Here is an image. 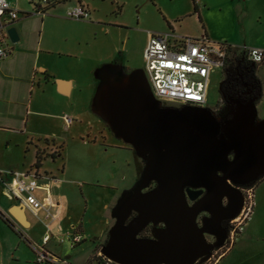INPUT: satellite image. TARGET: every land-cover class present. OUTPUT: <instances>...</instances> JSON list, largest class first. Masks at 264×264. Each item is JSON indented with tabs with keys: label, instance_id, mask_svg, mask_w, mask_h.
Returning <instances> with one entry per match:
<instances>
[{
	"label": "water",
	"instance_id": "95a60500",
	"mask_svg": "<svg viewBox=\"0 0 264 264\" xmlns=\"http://www.w3.org/2000/svg\"><path fill=\"white\" fill-rule=\"evenodd\" d=\"M6 33L18 40L14 27ZM95 76L92 110L144 162L111 209L100 252L118 264L204 263L224 243L222 222L241 208L239 187L264 176V117L257 119L255 99L236 100L220 119L208 107L162 106L141 68L122 73L103 65ZM11 213L28 225L21 206ZM147 226L149 236H140Z\"/></svg>",
	"mask_w": 264,
	"mask_h": 264
},
{
	"label": "rangeland",
	"instance_id": "374dc122",
	"mask_svg": "<svg viewBox=\"0 0 264 264\" xmlns=\"http://www.w3.org/2000/svg\"><path fill=\"white\" fill-rule=\"evenodd\" d=\"M90 1L91 8L97 10L95 16L102 18L104 26L108 28L105 36L102 35L92 41L90 46L92 53L106 56L112 50L114 43H120L125 65L129 70L127 73L136 68L144 69L145 50L150 33L173 30L175 34L185 36L198 32L199 22L194 16V3L199 6L204 3L208 7L203 16L210 30L209 36L213 39L211 41L226 42L235 46L244 44L251 46L257 42L264 48V0ZM9 2L12 6V2L17 3L16 0ZM28 2L29 0L26 2L18 0L20 5L23 3L28 5ZM257 74L263 86V95L256 105L257 117L263 118L264 70L259 67ZM223 76L220 68L211 73L207 90V107L211 110L221 102L218 87ZM86 93L74 96L76 104L72 108H68L65 98L49 93L37 94L36 101L55 116L45 122L34 115L31 116L30 122L31 128H35L36 131L52 130L57 135L58 148L51 147V150L53 149L54 153L60 151L59 157L52 159L51 150L46 152V146L42 145L38 146V153L40 157L46 153V157L42 160V168L53 172L61 179V183H58L53 191V194L56 192L59 204L53 212L60 216L61 224L65 227L72 223L80 224L82 241L71 248L68 241L59 243L61 236H56L49 241L47 248L56 254L66 256L72 263H80L86 253H92V257H95L106 239L109 227L113 224L111 209L120 194L134 185L137 177L135 161H140L132 147L116 138L107 123L92 110L89 95ZM216 113L218 114L219 110H216ZM63 114L74 118L71 126L67 127L58 117ZM12 137L15 143H8V139ZM28 147L26 150L21 136H9L7 132H0V167H28L34 160V148L31 145ZM25 172L26 175L32 174L29 170ZM51 177L48 173L36 174V184L48 182ZM15 178L12 171L8 174H0L1 190L5 196L0 193V209H2L0 213L12 225L18 226L17 221L8 211L6 197L13 201V205H22L26 220L32 223V227L29 228V224H21V226L24 229L29 228L25 231L26 234L35 243L41 244L44 227L35 224L39 221L37 218L40 208L29 198L28 189L13 187ZM28 184L36 186L33 183ZM254 186L255 184L253 188ZM39 194L46 198L44 191H39ZM1 214L0 223L3 231L5 230L0 234V258L3 257V264H38L35 253L26 239L10 226ZM58 222L60 223V220ZM104 229L106 231L102 236ZM240 235L233 246L237 245ZM230 249L219 258L217 254L221 250L216 254L213 251L214 258L207 264H218L227 254L226 262H228Z\"/></svg>",
	"mask_w": 264,
	"mask_h": 264
},
{
	"label": "crops",
	"instance_id": "0c3cea01",
	"mask_svg": "<svg viewBox=\"0 0 264 264\" xmlns=\"http://www.w3.org/2000/svg\"><path fill=\"white\" fill-rule=\"evenodd\" d=\"M16 1L17 3H13L11 0L19 12L18 17L10 19L3 16L0 20L4 26L3 43L9 50V54L0 60V132H7L9 136H21L24 145H26V150H28L29 145L33 146L34 160L25 168L0 167V174H7L11 171L22 173L29 170L32 171V174L20 181L33 184L37 183L34 177L36 174H50L52 177L48 182L36 184L38 187L33 188V194L41 202L51 200L54 203L53 209H56L59 204L56 192L53 194V191L57 188L58 183H61V179L53 172L42 168V160L46 157V153L43 154L38 167H35V161L37 154H39V145L46 146V152L50 151L51 147L55 149L57 146L56 148H58L57 135L52 130L40 132L30 126L31 116L36 115L45 121L55 114L46 111L44 109L46 107H42L36 101L35 96L39 93H49L62 97L65 98L68 108H72L76 104L74 103V96L84 95L87 92L92 107L99 83V79L95 76L96 69L103 65H112L118 70L121 69L122 73H127L129 70L126 68L120 43H114L112 50L106 56L92 53L90 47L92 41L102 35L105 36L108 28L104 26L102 18L95 16L97 10L91 8L90 0H65L47 7L39 0H29L30 5L25 3L20 5L18 0ZM26 1L24 0V2ZM76 4H81L89 10L90 17L88 19H72L66 16L67 8ZM194 6L197 8L194 16L198 19L199 30L197 33H190L185 36H206L209 37V40H213L209 36L210 30L203 16L208 7L204 3L201 6L194 3L193 8ZM8 27L15 28L18 35L17 41L12 42L9 39L6 33ZM169 31L175 33L173 30ZM254 43L251 46L262 47L257 42ZM64 115L67 114L58 116L63 123H65ZM73 122L74 118L70 124L65 123V125L71 126ZM12 139L14 137L8 139L7 142L15 143ZM53 149L50 151L53 153L52 159L61 155L60 151L54 153ZM39 191L45 192V199L44 196H40ZM0 193L3 195L1 185ZM254 196V210L247 221L245 230L240 235L237 245L230 249L228 262H226L227 254L218 264H241L240 261L243 257L242 264H264V176L255 183ZM6 199L8 200L6 203L8 211L17 221L11 213V207L14 206L13 201L7 197ZM23 212L25 214L24 209ZM57 215L56 221L52 224L55 233L73 231L80 234V224L72 223L65 227L61 224L60 216ZM48 219V214L40 209L37 218L39 221L35 224L43 225L45 232V223ZM16 224L18 226L14 225L17 226L18 231L24 234L28 241H33L25 232L32 227V223L28 222L30 226L27 229H24L19 221ZM2 228L0 223V234L5 231ZM104 231L106 230L102 231V236ZM54 237L56 238V236ZM48 250L55 256L66 259L70 264H95L92 253L83 255L80 263H72L66 256L56 254L49 248ZM239 255L241 256L239 257ZM3 261V257L0 258V264H3Z\"/></svg>",
	"mask_w": 264,
	"mask_h": 264
},
{
	"label": "built area",
	"instance_id": "2783aa9c",
	"mask_svg": "<svg viewBox=\"0 0 264 264\" xmlns=\"http://www.w3.org/2000/svg\"><path fill=\"white\" fill-rule=\"evenodd\" d=\"M39 1L45 7L59 3V0ZM18 13V10L10 4L9 0H0V20L3 16L15 19L18 17ZM66 16L72 19H88L90 12L83 5L76 4L67 8ZM3 30L4 26L0 22V60L9 54L8 48L3 43ZM234 49L244 53L247 59L256 63L258 68L260 67L264 70L263 47L247 46L245 44L235 46L226 42L211 41L206 36H180L172 31L150 33L145 50V66L143 70L152 93L160 104L176 107L185 105L206 107L211 73L217 68L222 69L229 51ZM63 119L66 124H70L73 121V118L67 115H64ZM13 174L16 176L13 187L20 186L25 190L28 189L29 198L33 202L35 201L39 206L38 208L44 210L49 216L48 221L45 223V232L41 239V244L28 241L24 234L18 231L17 226L13 225V229L19 232L22 238L26 239L35 253L38 264H70L66 259L52 254L46 245L52 237L61 236L58 242L68 241L69 247L72 248L81 241V235L73 231L55 233L52 229V224L56 221V215L53 212L54 203L51 200L39 201L33 194L35 185L20 181L27 178L26 172H13ZM241 191L243 193L241 208L234 218L228 220L223 245L214 250L215 254L221 250L217 254L218 258L234 245L253 213L255 205L253 185L243 187ZM214 252L202 264L209 263L214 258ZM93 261H95V264H118L105 257L100 252V249L97 251Z\"/></svg>",
	"mask_w": 264,
	"mask_h": 264
},
{
	"label": "trees",
	"instance_id": "16d2710c",
	"mask_svg": "<svg viewBox=\"0 0 264 264\" xmlns=\"http://www.w3.org/2000/svg\"><path fill=\"white\" fill-rule=\"evenodd\" d=\"M61 1H65V0H59V2ZM194 12H197L196 6H194ZM257 69H258V65L253 61L247 59L244 53L239 52L235 49L229 51L225 64L221 69L224 76L220 81L218 87L220 100L222 103L220 102V104L215 109L219 110V113L217 114L215 109L213 110L210 109L216 117L219 118V116L223 113L222 111L225 107L234 106L236 100H248L253 98L255 99V104L257 105V103L260 101L263 95L262 81L257 74ZM161 105L169 106L166 104H161ZM41 159L42 157H40V155L37 154L35 167L39 166ZM135 164H136V172H137L136 180H137L144 166V162L143 160L140 159V161H135ZM256 182L250 185H254ZM3 219L6 222H8V224L13 228V225L5 217H3ZM140 236H146V235H140ZM92 259L94 258L92 257Z\"/></svg>",
	"mask_w": 264,
	"mask_h": 264
},
{
	"label": "flooded vegetation",
	"instance_id": "af4514ba",
	"mask_svg": "<svg viewBox=\"0 0 264 264\" xmlns=\"http://www.w3.org/2000/svg\"><path fill=\"white\" fill-rule=\"evenodd\" d=\"M235 106V105H234ZM234 106H230V107H225L224 109H223V113L219 116V118L220 119H225V118H227V117H230V114H229V112L232 110V108L234 107ZM257 119H260V118H258L257 117ZM243 187H246V186H240L239 188H240V190H242V188ZM203 195V193L202 194H200L197 198H199V197H201ZM194 201H189V203L190 204H192ZM226 203V200L225 199H223V204H225ZM134 215V213L131 215V217ZM204 215H207V213L206 212H201V213H199V215H198V218H197V220H198V223L199 224H201V218L204 216ZM222 226L225 228V230L227 231V226H228V221H223L222 222ZM150 226H147L142 232H141V234L140 235H146V236H149V233H150ZM206 237H208V241H214V237L212 236V235H209V234H207L206 235ZM106 238H107V235H106ZM106 240V239H105ZM105 242V241H104ZM215 250V249H214ZM213 250V251H214ZM212 251V252H213Z\"/></svg>",
	"mask_w": 264,
	"mask_h": 264
}]
</instances>
